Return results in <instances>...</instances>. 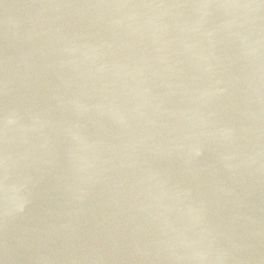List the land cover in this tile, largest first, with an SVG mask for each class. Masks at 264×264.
Masks as SVG:
<instances>
[{
	"label": "water",
	"instance_id": "1",
	"mask_svg": "<svg viewBox=\"0 0 264 264\" xmlns=\"http://www.w3.org/2000/svg\"><path fill=\"white\" fill-rule=\"evenodd\" d=\"M0 264H264V0H0Z\"/></svg>",
	"mask_w": 264,
	"mask_h": 264
}]
</instances>
